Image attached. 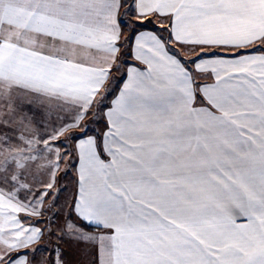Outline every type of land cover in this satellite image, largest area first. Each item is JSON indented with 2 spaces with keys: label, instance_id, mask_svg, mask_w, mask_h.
<instances>
[{
  "label": "snow or ice",
  "instance_id": "snow-or-ice-1",
  "mask_svg": "<svg viewBox=\"0 0 264 264\" xmlns=\"http://www.w3.org/2000/svg\"><path fill=\"white\" fill-rule=\"evenodd\" d=\"M0 264H264V0H0Z\"/></svg>",
  "mask_w": 264,
  "mask_h": 264
},
{
  "label": "rangeland",
  "instance_id": "rangeland-1",
  "mask_svg": "<svg viewBox=\"0 0 264 264\" xmlns=\"http://www.w3.org/2000/svg\"><path fill=\"white\" fill-rule=\"evenodd\" d=\"M124 11V10H123ZM150 19H153V25H155V24H157L158 22H159V20H155L154 18H150ZM150 25H152V24H150ZM167 24H164L163 25V28L162 29H160V31L163 33V34H165L166 35V33H164V29H166V27H164V26H166ZM180 55L181 56H183L184 58H189L190 57V53H187V52H183V51H180ZM114 74H120V73H113V75ZM89 117H91V116H89ZM87 118V120H91L90 118ZM93 125H95V126H97V129H98V131H100V130H102L103 129V125L102 124H100V125H96V124H92L91 126H93ZM63 166H65V163L62 165V167ZM59 178H60V180L62 181V183H60V186H65V185H67V187H68V191L67 192H65L63 195H62V197H61V200H60V204H61V206H63L64 205V202H65V200L66 199H68L69 197H70V194H71V191H72V189H73V185H72V183L70 182V178H63L62 176H58ZM59 180V179H58ZM69 247L71 248V249H78V247L76 246V245H74V244H72L71 243V245H69ZM64 248V247H63ZM79 250V249H78ZM80 257H78V259H79Z\"/></svg>",
  "mask_w": 264,
  "mask_h": 264
},
{
  "label": "crops",
  "instance_id": "crops-1",
  "mask_svg": "<svg viewBox=\"0 0 264 264\" xmlns=\"http://www.w3.org/2000/svg\"><path fill=\"white\" fill-rule=\"evenodd\" d=\"M121 12H123V9H121ZM164 24H167V23L165 22V23L161 24L160 21L157 23V25L159 27H163ZM165 27L167 28V25ZM144 30H148V29H144ZM122 31H123V36L121 37V39L123 40L124 37L126 36V28L122 29ZM151 31H154V30H151ZM62 165H61V167H62ZM73 171L75 172V169H73ZM69 245H71L70 242L69 243H63V244H61V247L62 248L64 247L63 249L67 253V257H70V259H67V257H66V259L69 260L70 262L75 261V260H78V257H80L79 256V250L78 249H71L69 247Z\"/></svg>",
  "mask_w": 264,
  "mask_h": 264
},
{
  "label": "trees",
  "instance_id": "trees-1",
  "mask_svg": "<svg viewBox=\"0 0 264 264\" xmlns=\"http://www.w3.org/2000/svg\"><path fill=\"white\" fill-rule=\"evenodd\" d=\"M165 27V26H164ZM163 27H159L157 24H155V25H148V27H147V29L148 30H154V31H156L157 29H162ZM142 30H144V29H142ZM128 35V30L126 29V36ZM125 36V37H126ZM124 37V38H125ZM127 59L129 60V62L130 63H135V61L134 60H132L131 59V57H127ZM114 77H119L120 76V74L118 75V74H114L113 75ZM108 103H110V100L108 101ZM88 118V117H87ZM90 119H92V117H89ZM92 127H94V128H96L97 129V126H95V125H93ZM98 130V129H97ZM76 131H78V130H76ZM66 164H67V162H65V166H66ZM65 166H63V167H61V170H60V173L58 174V175H60V176H62V173H63V170H64V167ZM73 173H74V171H73ZM60 183H62V181L60 180V178H59V180H58V186H60ZM67 257V256H66ZM67 259H70V257H67Z\"/></svg>",
  "mask_w": 264,
  "mask_h": 264
}]
</instances>
